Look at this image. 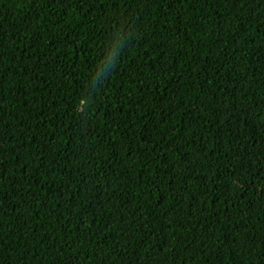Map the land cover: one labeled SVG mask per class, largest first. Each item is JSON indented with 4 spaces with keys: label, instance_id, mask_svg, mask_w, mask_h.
<instances>
[{
    "label": "trees",
    "instance_id": "16d2710c",
    "mask_svg": "<svg viewBox=\"0 0 264 264\" xmlns=\"http://www.w3.org/2000/svg\"><path fill=\"white\" fill-rule=\"evenodd\" d=\"M0 264H264V0H0Z\"/></svg>",
    "mask_w": 264,
    "mask_h": 264
}]
</instances>
